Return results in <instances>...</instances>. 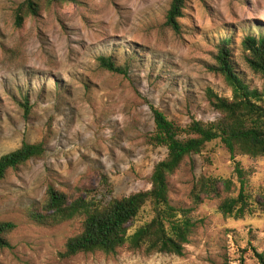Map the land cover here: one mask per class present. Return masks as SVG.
Wrapping results in <instances>:
<instances>
[{"label": "rangeland", "instance_id": "rangeland-1", "mask_svg": "<svg viewBox=\"0 0 264 264\" xmlns=\"http://www.w3.org/2000/svg\"><path fill=\"white\" fill-rule=\"evenodd\" d=\"M23 1L0 0V157L24 141H43L46 150L0 181V220L17 226L11 247L0 250V264H239L242 255L247 264H259L251 246L264 253V215L225 217L219 198L199 205L191 198L202 174L231 178L239 187L237 164L247 188L264 191V155L233 157L219 139L170 178L171 203L204 220L183 256L123 247L114 255L63 257L82 221L42 226L30 212L43 202L49 183L68 193L91 186L104 204L149 189L154 166L168 152L148 141L156 130L153 110L185 129L218 119L208 88L232 96L212 67L224 37L234 39L238 73L261 89L264 80L245 62L241 43L249 27L264 31V0H188L179 34L165 23L171 0H43L40 15L17 27L15 9ZM100 56L129 65L128 75L106 70ZM25 97L32 106L28 119ZM188 136L194 134L180 137ZM153 214L147 205L136 224Z\"/></svg>", "mask_w": 264, "mask_h": 264}, {"label": "trees", "instance_id": "trees-1", "mask_svg": "<svg viewBox=\"0 0 264 264\" xmlns=\"http://www.w3.org/2000/svg\"><path fill=\"white\" fill-rule=\"evenodd\" d=\"M50 4L72 0H46ZM188 0H171L166 14V25L175 33L182 30L181 19L185 16ZM43 0H24L15 9V25L22 27L28 17L40 15ZM258 30V34L256 31ZM233 37L221 39L212 65L231 88L232 96H222L211 88L207 89L210 105L220 115L210 123L193 121L183 129L170 121L158 109H154L156 130L148 138L149 143L166 146V157L153 168L151 187L123 198H113L107 204L99 200L91 186L77 188L68 193L55 183H49L41 205L30 212L31 219L38 225L56 226L67 221L80 219V230L67 238L63 257L81 252H102L114 255L120 248L144 255L155 253L183 256L190 237L204 224L203 219L191 215L192 208L177 207L171 203L170 178L186 162L187 158L201 153L208 143L219 139L233 157L264 155V83L261 89L248 84L234 65ZM242 52L249 67L264 80V31L249 27L242 40ZM101 65L109 71L128 75L129 65H118L111 56H100ZM25 118L31 113L28 97L22 101ZM187 132V138L181 134ZM43 141H24L21 147L0 157V181L10 170H16L28 161L45 153ZM240 186L231 178L202 174L194 183L191 198L195 205L206 199L219 198V212L225 217L236 219L246 216L264 215V191L253 194L247 188L244 170L236 165ZM103 185L111 192L109 179L103 175ZM151 205L153 217L136 224L141 212ZM16 224L0 220V250L10 248V235ZM259 264H264V253L251 246ZM248 252V248L243 249ZM222 264H231L225 261ZM239 264H247L242 255Z\"/></svg>", "mask_w": 264, "mask_h": 264}]
</instances>
